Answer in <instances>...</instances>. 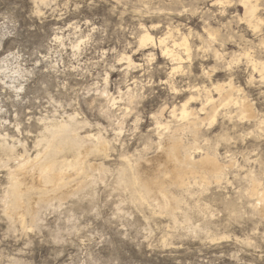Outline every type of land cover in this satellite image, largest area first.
I'll use <instances>...</instances> for the list:
<instances>
[{"label": "rangeland", "instance_id": "rangeland-1", "mask_svg": "<svg viewBox=\"0 0 264 264\" xmlns=\"http://www.w3.org/2000/svg\"><path fill=\"white\" fill-rule=\"evenodd\" d=\"M246 2L0 0V264H264V0ZM170 137L222 176L172 181Z\"/></svg>", "mask_w": 264, "mask_h": 264}, {"label": "bare ground", "instance_id": "bare-ground-1", "mask_svg": "<svg viewBox=\"0 0 264 264\" xmlns=\"http://www.w3.org/2000/svg\"><path fill=\"white\" fill-rule=\"evenodd\" d=\"M40 1V0H39ZM248 2L245 3V9H246V14L249 15L251 18H254V12H255V6H253L250 2V0H247ZM41 3V2H40ZM252 22V19H251ZM146 31V30H145ZM152 41V37H150V35L148 33H144L143 36H141L140 38V44H146L147 42ZM165 41L166 38H161L159 39V45L161 44V46L163 45V53L166 54L169 58H171V61L173 62H178L180 61V57L173 54L171 51L168 50V48L165 45ZM175 44V43H174ZM186 53L188 52L189 48L186 44V39L183 38L182 39V44H181ZM75 48H77V46H75ZM128 63L130 64L131 61L128 59ZM260 69H262V71L264 70V63H260L259 64ZM255 68H257V65L254 66ZM17 73V72H16ZM18 74V73H17ZM217 90L221 89L219 88V86L217 88H215ZM220 92V91H219ZM209 94V93H208ZM207 94V95H208ZM207 97V96H206ZM192 98V97H191ZM208 98L211 100V97L208 96ZM186 104H184L181 108L180 111V120H187L189 118V116H191L192 114L190 112H187V108H186ZM179 110V109H178ZM177 110V112H178ZM176 112V113H177ZM172 116L175 117L174 111H172ZM192 118V117H191ZM189 122V120H188ZM191 124V123H190ZM159 125V124H157ZM181 125V124H180ZM196 128L198 127V123L196 124ZM201 125V124H200ZM184 126V125H182ZM187 126V125H186ZM195 126V124H194ZM189 127V126H188ZM179 128V127H178ZM177 129H175L176 131ZM184 131V130H183ZM174 133V132H173ZM172 134V133H171ZM196 134V133H195ZM178 137V136H177ZM169 149L172 152V157L170 159V161L172 162V167L174 166L175 168H177V173H175L174 177H169L172 181H174L175 183H180L182 182L183 175H187V174H193L194 171L191 169H186V165L188 163H193V164H197L199 165V167L203 170H205V172L207 173H211L213 175H220L222 172V167L219 166L217 164V162H215L212 158H209L207 155L204 157H201L199 160L195 161L194 158H189V157H183L181 156V143L177 140L176 137H170L169 140ZM165 151V150H164ZM170 154V153H169ZM164 156V155H163ZM169 156V155H168ZM167 158V157H166ZM169 159V158H168ZM166 160V159H165ZM167 161V160H166ZM142 164V163H141ZM29 165H31V163L26 162L24 164H22L21 166H19V168H17V172L19 174L20 180L23 181H28L29 180V173H26V169L27 167H29ZM137 168V167H136ZM159 163H157V161H150L147 160L145 161L142 165H139L138 168V172L141 175L142 180L144 181V183L148 186V189L151 190V200L164 208H170L171 204H170V200L168 198V196L165 193V188H164V183L161 182V180H158L157 178V174L159 172ZM31 173V172H30ZM195 174V173H194ZM193 174V175H194ZM207 175V174H206ZM167 176V175H166ZM173 176V175H172ZM222 176V174H221ZM205 177V176H204ZM59 178V177H58ZM166 178V177H165ZM164 179V178H163ZM220 179V178H219ZM57 180V179H56ZM169 180V179H168ZM207 180V179H206ZM203 181V180H202ZM59 182V181H58ZM56 184V183H54ZM63 184V183H62ZM67 184V183H66ZM58 185H60L58 183ZM182 185V184H181ZM66 189V188H65ZM27 190V189H26ZM65 191V190H64ZM22 192V191H21ZM256 193V192H255ZM261 195H259L260 197ZM263 199V198H262ZM258 203V202H257ZM259 205V204H258ZM264 207V206H263ZM31 210V209H30Z\"/></svg>", "mask_w": 264, "mask_h": 264}]
</instances>
